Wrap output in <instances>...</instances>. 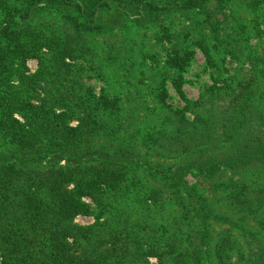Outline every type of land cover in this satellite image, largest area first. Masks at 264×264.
<instances>
[{"label": "rangeland", "instance_id": "1", "mask_svg": "<svg viewBox=\"0 0 264 264\" xmlns=\"http://www.w3.org/2000/svg\"><path fill=\"white\" fill-rule=\"evenodd\" d=\"M4 1L16 7L26 3L25 0ZM260 1L209 0L185 15L173 11L163 16L162 21L174 43L190 53L181 79L185 98L172 81L179 70L168 66L170 44L166 38L161 39L162 33L154 24L136 22L114 30L82 31L87 52L66 59L65 63L57 62L47 48H42L39 56L27 58L24 65L16 61L10 65L7 74L12 77L8 81L0 76V96L14 95L15 110L11 109L14 117L22 123L42 128L36 130L42 133L38 145L48 144L49 139L45 138L48 135L54 138L56 146L59 143L70 148L71 157L55 161L59 166H98L102 157L112 162L110 168L123 171L127 183L140 187V180L154 176L152 167L172 166L171 171H176L208 158L225 157L233 142L220 131L233 126L227 114L237 113L228 111L243 110L239 105L245 101L257 106L256 101L263 102L264 98V3ZM2 17L0 15V19ZM22 22L21 28L30 26L25 41L38 31L49 37L62 35L61 31L54 32L63 22L56 12L43 9L27 24ZM199 41L205 43L215 59L210 64ZM6 82L7 87H3ZM101 98L107 105L99 112L103 122L92 128L85 127L84 118L89 107ZM187 99L200 100L201 104L193 109L186 108ZM9 109L3 108L1 112ZM177 111H182L189 123L197 117L207 119L214 132L210 144L194 152L178 151L174 138ZM244 111L248 117L258 119L253 108ZM42 113L51 116L55 113L60 118L56 124H51ZM259 120L260 128L254 129L253 136L240 130L236 132L237 141L252 145L264 143V118ZM245 122L238 119L235 130ZM78 127V135L62 137L68 129ZM55 130L65 133L54 134ZM11 147L14 146L0 126V150ZM259 153L262 156L264 149ZM31 165L29 168L35 167ZM102 165L100 168L104 169ZM28 169L24 172H29ZM183 180L195 186L198 195L208 200L213 213L208 222L197 220L193 223L190 231L193 230L194 240L181 244L187 237L182 232L187 229H181L172 221L175 215L172 208L168 207L166 211L162 207L158 211L147 209L140 201L139 194L143 193H137L139 190L133 185L122 198L107 201L112 207L108 209V216H102L100 220H97L98 212L91 199L84 196L82 202L91 206L89 212L75 215L72 223L91 226L96 221H109L117 226V230L126 227L125 233H130L134 242H141L138 254H135L139 251L137 245L134 250L133 245L126 257L115 253L108 260L111 264H172L170 257L174 255L176 242L186 249H194L198 264H264V259H259L258 255L251 257L255 250L261 251L260 247L264 250L263 222L241 221L239 214L242 207L253 205L264 210V161L253 169L242 167L238 172L223 167L212 177L184 171ZM67 188L73 189L74 185L69 183ZM237 192L247 195L249 202L245 199L234 202ZM261 213L260 219L264 220V213ZM218 215L225 219H219ZM222 234L230 235L234 241L230 242L233 248L228 252L229 257L219 262L214 256V244ZM125 235L116 234L118 245L123 246ZM164 250L166 259L160 260L157 253Z\"/></svg>", "mask_w": 264, "mask_h": 264}, {"label": "trees", "instance_id": "2", "mask_svg": "<svg viewBox=\"0 0 264 264\" xmlns=\"http://www.w3.org/2000/svg\"><path fill=\"white\" fill-rule=\"evenodd\" d=\"M25 1L24 5L16 7L3 0L0 6V15H3L0 19V76H3L1 79L6 78L8 81L12 77L7 74L11 64L18 61L24 65L27 58L39 56L42 48L52 51L54 59L62 63H65L66 59H74L79 54L84 55L87 48L82 31L100 32L125 27L135 22L150 23L159 28L162 33L161 39L166 38L170 44L172 51L168 53L167 63L171 69L179 70V73L174 76L177 78H173L172 81L179 94L184 97L182 71L190 60V53L174 43V38L169 34V29L164 25L162 18L173 11L185 15L201 8L209 0ZM261 2L264 3V0ZM43 9L61 15L63 22L54 32L61 31L62 35L49 37L43 31H38L36 35L29 36L31 38L27 37L28 41H25L24 36L30 26L23 25L21 28L20 22L27 24L28 20L36 17ZM199 42L205 59L210 64L215 59L205 43ZM3 84V87H7V82ZM13 96H0L1 130L14 146L11 149L0 150V253L2 264H111L108 260L115 253L126 257L130 247V252L132 251L133 245V250L137 245L139 251L135 254H138L141 250V242H134L130 233H125L126 227L117 230V226L109 221L106 223L96 221L91 226L72 223L75 215L89 212L88 207L91 206L82 202L84 196L91 199L92 205L98 212L97 220H100L102 216H108V209L112 207V204L107 201L122 198L130 185L139 190L137 193H143L139 194V197L140 201L148 207L147 209L158 211L162 207L163 211H166L168 207L172 208V213L175 214L172 221L181 226V229L183 227L187 229V232L181 231L187 236L182 239L181 244L186 240H194L196 237L193 235V230L190 231L193 223L197 220L206 223L212 218L213 213L208 200L201 198L195 186L183 180L184 171L212 177L223 167L238 172V169L242 167L253 169L264 161V154L259 155V151L264 149V143L252 145L237 141L236 137L237 131L244 130L248 135L253 136L254 129L260 128L259 119L264 118V98L263 102L256 101L257 106L245 101L239 105L243 110L228 111L231 114L237 112L233 116L227 114L233 126L227 131H220L233 142L228 155L208 158L197 162L196 165L189 164L176 171H171L172 166L152 167L153 178L145 177L144 180L139 181L141 182L140 187H137L135 184L127 183L128 179L123 171L110 168L109 166L113 165L112 162L102 157L99 161L100 165L87 168L79 165L63 167L56 164L55 161L58 159L71 157L70 148L59 143L56 146L53 142L54 138L48 135L45 138L49 139V143L44 146L38 145L37 142H40L42 133L36 130H42V128L22 123L14 117V111H11V109L15 110V97ZM185 104L186 108L193 109L199 106L201 101L187 99ZM6 107L10 109L1 112ZM106 107L103 98L97 99L94 106L89 107L88 115L84 118L85 127L92 128L103 122L99 117V112ZM250 108L254 109L258 119L248 117L245 113L244 109ZM42 114L51 124H56L59 117L55 113L52 116L50 113ZM176 115L178 118L174 122L178 125L175 128L174 138L179 146L178 151L194 152L210 144L209 142L214 138V132L209 127L207 119L197 117L189 123L184 119L182 111H177ZM238 119H244L246 122L244 126L235 130ZM80 127L68 129L69 132L66 131V135L63 134L65 131L58 132V130H55L54 134L62 133V137H66L77 134ZM82 131L83 129L80 133ZM124 151L121 150V152ZM123 158L127 159L124 156ZM30 163L35 167L29 168ZM103 163L106 165H102ZM101 165L104 169L100 168ZM27 169L35 175L29 176V172H24ZM69 183L74 185L73 189L67 188ZM254 183L256 184L255 181ZM165 190L168 191L165 192ZM137 193L134 195L137 196ZM247 198H249L247 195L237 192L233 201L243 202L245 199V202H249ZM253 206L240 209V220L263 222L261 224L264 229V220L260 219L261 212L264 213V210L262 207L258 209ZM217 217L225 219L224 216L218 215ZM102 233H104L103 236ZM116 234L122 236L126 234L123 246L117 244ZM170 237L173 236L170 235ZM233 241L230 235L222 234L214 244V256L219 262L229 257L228 252L233 248L230 242ZM175 244L174 255L170 257L172 264H198L194 249H186L182 245L179 246L177 242ZM254 246L258 247L257 244ZM260 249L261 251L258 249L251 253V257L258 255L259 259H264V250L262 247ZM165 252L166 250L157 253L160 260L166 259ZM150 253L154 254L151 251Z\"/></svg>", "mask_w": 264, "mask_h": 264}]
</instances>
